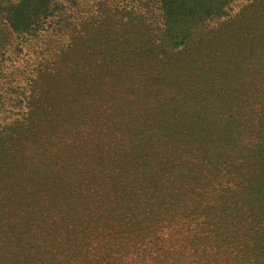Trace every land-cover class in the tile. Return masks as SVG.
Masks as SVG:
<instances>
[{"label": "trees", "instance_id": "16d2710c", "mask_svg": "<svg viewBox=\"0 0 264 264\" xmlns=\"http://www.w3.org/2000/svg\"><path fill=\"white\" fill-rule=\"evenodd\" d=\"M234 1L0 0V18L31 48L48 31L75 33L80 21L68 10L77 9L91 15L80 18L95 35L103 17L156 23V44L176 49ZM92 46L74 35L63 56L70 65L58 62L69 71L48 77L56 94L48 111L0 124L3 191L20 206L29 250L20 264H264V67L250 65L236 41L228 54L202 60L192 93L167 96L150 89L162 77L142 78L138 62L136 73L126 64L86 78L91 63L82 68V53ZM115 100L128 101L106 112ZM54 127L60 140L48 136ZM4 140L18 144L13 157Z\"/></svg>", "mask_w": 264, "mask_h": 264}, {"label": "rangeland", "instance_id": "374dc122", "mask_svg": "<svg viewBox=\"0 0 264 264\" xmlns=\"http://www.w3.org/2000/svg\"><path fill=\"white\" fill-rule=\"evenodd\" d=\"M146 10L144 9V11ZM68 12L70 13L68 18L73 19L72 23L80 21V24L74 29L75 33H71V28L65 29V31L69 30L67 33L48 31L44 37H41L43 40H35L34 48H31L30 42H23L17 34L12 32L5 19L0 18V124H5L7 121L12 123L16 119H19V122H24V118L32 117L33 112L39 106L46 107V111H48L56 97L52 91V81L49 78H53L56 74L63 75L69 71L68 68L59 66L58 62L66 61L63 59L64 52L67 51L76 34H82V37L85 34L91 46L99 47L97 50L92 49L88 53H82L84 55L82 68L86 62L91 63L86 70L84 69L83 75L86 78L91 79L94 73L104 72L106 68L120 72V69L126 64L127 70L136 73L138 72L137 66L133 64L138 62L142 65L139 70L143 74L142 78L150 77L157 80V77H162L164 85L160 87L156 85L157 87L150 89L156 91L161 88L163 95L167 96L173 89L181 92V95L192 93L191 75H194V70L202 65V60H213L218 56L228 54L227 52L233 51L230 44L236 41L243 43L242 49L247 50L250 65L255 63L256 67H264V52L262 50L264 36L261 35V32L264 31V22L256 21V17L260 13H264V0H235L224 16L209 21L206 27H201L198 35L192 41L176 49L156 44L157 37L154 36V33L157 32V29L154 28L156 23H110L103 17V23H97L95 35L92 32L94 23H82L80 18V14L84 18L91 17L90 14L84 10L82 13H78L77 9H69ZM243 17H245L243 23H239L238 20ZM256 23L260 24L254 30L255 26L253 25ZM249 25L251 26L246 28ZM223 26H226L225 30H219ZM209 30L216 32L218 30L219 34L216 33L217 37L213 38L212 33H207ZM81 40L83 39L81 38ZM259 41L261 44L252 47L250 54L251 44ZM81 46H84L82 42ZM206 47H209L211 52L205 54L207 56L199 55L198 53L205 51ZM109 52H116V54L113 57H107ZM71 56L73 53L69 52V57ZM125 56L131 60L128 61ZM68 60L66 65L68 62L69 66L72 58ZM43 76L49 77L44 80L43 84H31L33 79L36 80ZM111 79L113 80L112 77ZM108 82L109 85L112 84V81ZM68 85L72 84L68 83ZM46 86L48 88L44 91ZM256 86H258L257 81L252 83L250 88ZM65 93L70 94V90H66ZM127 95H131V92L128 91ZM62 100L66 101L65 98ZM127 101L120 103L115 100L113 108L106 112L114 113L116 108L118 110L120 106H126ZM169 109L167 108V112ZM4 117L7 121L3 119ZM59 117H63V109L60 110ZM182 118L177 119L181 121ZM55 129L56 127L51 128L48 135L55 137L53 141L60 140ZM16 137H21L20 130ZM3 142L5 143L3 151L13 157V152L18 144L8 140ZM65 145H69V143L66 142L63 146ZM143 157L144 155L141 158ZM152 176L151 181H154L158 174L155 173ZM2 181L8 182L0 169V264H20V253L23 255L29 251L25 250L24 238L26 234L22 226L23 222L20 220V206L18 207L16 201L12 197L10 198L11 192L3 191L4 182ZM253 227L254 229L259 227L257 221L253 223ZM129 256H133V254H129Z\"/></svg>", "mask_w": 264, "mask_h": 264}]
</instances>
